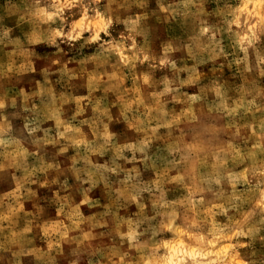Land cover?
Returning <instances> with one entry per match:
<instances>
[{
    "label": "clouds",
    "instance_id": "obj_1",
    "mask_svg": "<svg viewBox=\"0 0 264 264\" xmlns=\"http://www.w3.org/2000/svg\"><path fill=\"white\" fill-rule=\"evenodd\" d=\"M0 264H264V0H0Z\"/></svg>",
    "mask_w": 264,
    "mask_h": 264
}]
</instances>
